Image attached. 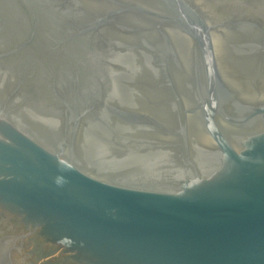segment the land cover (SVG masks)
Masks as SVG:
<instances>
[{
  "label": "water",
  "instance_id": "obj_1",
  "mask_svg": "<svg viewBox=\"0 0 264 264\" xmlns=\"http://www.w3.org/2000/svg\"><path fill=\"white\" fill-rule=\"evenodd\" d=\"M0 264H264V0H0Z\"/></svg>",
  "mask_w": 264,
  "mask_h": 264
}]
</instances>
